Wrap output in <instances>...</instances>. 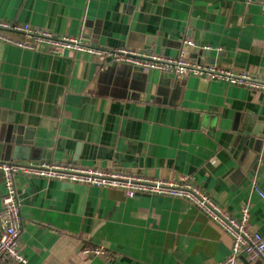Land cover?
<instances>
[{
	"label": "crops",
	"instance_id": "1",
	"mask_svg": "<svg viewBox=\"0 0 264 264\" xmlns=\"http://www.w3.org/2000/svg\"><path fill=\"white\" fill-rule=\"evenodd\" d=\"M263 7L264 0H0V19L170 58L191 39L194 62L264 77ZM1 112L30 137L29 159L12 162L186 176L228 213L248 205V226L264 237V200L252 187L264 194V149L248 147L264 135V90L0 41ZM15 187L24 264H220L230 253L231 237L184 198L127 197L21 172ZM3 194L0 178V213ZM98 246L100 255L84 252ZM237 264L262 263L242 255Z\"/></svg>",
	"mask_w": 264,
	"mask_h": 264
},
{
	"label": "built area",
	"instance_id": "2",
	"mask_svg": "<svg viewBox=\"0 0 264 264\" xmlns=\"http://www.w3.org/2000/svg\"><path fill=\"white\" fill-rule=\"evenodd\" d=\"M7 32L19 33L25 39H13L6 34ZM0 41L26 49H34L37 45H44L53 54L76 51L94 56H108L111 62L127 63L142 70L152 69L175 75L204 76L252 90H264L263 76L255 77L243 71L233 73L212 65H200L191 60L186 50V46H196L191 39H185L178 56L170 58L128 48L102 49L83 41L81 37L55 35L38 26L0 19ZM203 48L210 49L208 46ZM18 172L27 176L79 182L97 187L118 188L127 197L145 193L187 199L231 237L230 253L220 264H237L242 255L249 261H260L264 264V237L260 232L248 226V205H244L238 215L228 213L186 176L177 180H165L120 170L84 168L44 160L29 163L0 162V178L4 188L0 213V259L26 263L19 239L22 231V220L21 203L15 187V175ZM252 187L264 200V194L256 187L255 182L252 183ZM84 252L97 256L103 253V248L100 246L92 249L85 248Z\"/></svg>",
	"mask_w": 264,
	"mask_h": 264
},
{
	"label": "water",
	"instance_id": "3",
	"mask_svg": "<svg viewBox=\"0 0 264 264\" xmlns=\"http://www.w3.org/2000/svg\"><path fill=\"white\" fill-rule=\"evenodd\" d=\"M208 54V53H207ZM248 141V147L253 148L259 155L264 149V135L254 134ZM29 136H23L20 129L5 122L4 113L0 115V162L12 160H28ZM32 159V158H30ZM260 263V261H257Z\"/></svg>",
	"mask_w": 264,
	"mask_h": 264
}]
</instances>
